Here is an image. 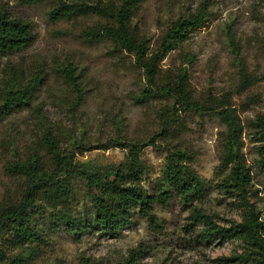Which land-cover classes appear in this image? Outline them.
<instances>
[{
  "label": "rangeland",
  "instance_id": "374dc122",
  "mask_svg": "<svg viewBox=\"0 0 264 264\" xmlns=\"http://www.w3.org/2000/svg\"><path fill=\"white\" fill-rule=\"evenodd\" d=\"M55 4L56 0H0V11L28 22L34 34L23 48L0 53V104L8 89L38 81L28 106L0 118V205L19 200L25 188L24 177L9 165L33 154L47 167L52 165L42 141L46 132L56 136L62 154L102 168L121 162L127 144L147 142L157 134L159 114L169 103L159 97L138 100L147 82L134 56L106 38L84 36L85 28L104 23V18L89 14L52 20L48 13ZM203 5L204 24L166 54L161 75L185 67L196 98L229 94L228 104L243 125L242 151L251 176L247 201L264 221V166L259 154L264 144L259 122L264 119V0H144L132 25L154 50L172 22ZM238 61L254 78L245 89L240 87ZM66 67L77 75L80 99L65 78ZM185 122L179 141L192 155L190 165L207 181L202 199L192 204L216 216L218 224L240 221L248 208L235 193L218 187L227 172L219 167L224 125L213 114L191 113ZM155 142L140 154L145 166L140 184L149 193L158 191L167 154L162 138ZM71 182L74 192L63 211L71 215L72 229L56 210L38 200L46 206L32 219L38 237L23 246L13 243L11 234L0 237L8 256L25 251V264H118L127 259L135 264L249 263L239 258V241L199 235L202 226L191 225L189 219L191 202L174 192L166 202L153 204L154 221L134 211L127 223L109 229L89 221L85 184L76 177Z\"/></svg>",
  "mask_w": 264,
  "mask_h": 264
},
{
  "label": "trees",
  "instance_id": "16d2710c",
  "mask_svg": "<svg viewBox=\"0 0 264 264\" xmlns=\"http://www.w3.org/2000/svg\"><path fill=\"white\" fill-rule=\"evenodd\" d=\"M20 1L30 3L39 0ZM143 1L96 0L88 3L82 0H56L48 16L57 20L92 14L106 20L104 23L85 28L82 32L90 40L106 38L116 49L134 56V62L143 69L147 82V87L137 97L138 100L159 97L169 102L159 114L158 133L147 142L134 141L127 144L121 162L96 169L74 160L72 154H62L56 136L46 132L42 141L50 156L51 166L47 167L38 154L8 166L13 173L24 177L25 188L19 200L0 205V237L11 234L13 243L21 246L37 238L32 219L46 207L45 204L38 203V200H43L56 210L62 220L67 221L71 230L72 217L63 211V207L68 204L74 192L71 179L76 177L84 182L90 197L91 213L88 219L92 223L114 229L127 223L134 211L154 221L153 204L166 202L168 196L174 192L185 203L191 202L189 219L192 221L191 225L202 226L199 235L217 236L221 240H237L243 249V253L239 255L240 260L249 262L247 264H264V221L259 220V213L249 207L247 201L251 176L242 151L243 125L235 109L228 104L229 94L196 98L185 67L175 73L166 72L161 75V61L168 52L186 39L189 31L204 24L206 7L203 5L194 14L172 22L157 47L151 50L149 39L140 35L132 25L134 13ZM31 29L28 22L0 11V53L19 50L31 43L34 38ZM229 40L233 46L231 34ZM238 67L240 87L245 89L254 82V78L239 61ZM72 70L71 67L64 68V75L68 83L76 89L80 99L82 93L78 89L77 75L73 74ZM37 87L38 81L35 80L20 89H8L4 101L0 104V118L16 107L28 106ZM191 113L199 116L213 114L225 127L219 167L227 172L218 187L235 193L248 208L247 214L240 221H233L228 226L218 224L216 216L192 204L193 201L202 199L207 181L190 165L192 155L179 141L186 128L185 118ZM259 122L264 131V119ZM157 137L166 143L167 154L158 191L149 193L140 184L141 175L145 170L140 154L147 145H156ZM259 154L260 162L264 166V144ZM28 256L29 253L25 251L8 256L0 242V264H25ZM81 264L88 263L83 261ZM118 264L135 262L127 259Z\"/></svg>",
  "mask_w": 264,
  "mask_h": 264
}]
</instances>
